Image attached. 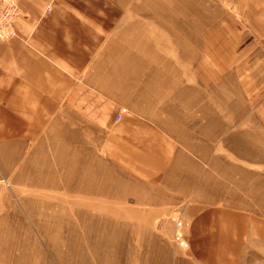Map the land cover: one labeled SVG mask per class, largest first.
<instances>
[{
	"label": "rangeland",
	"instance_id": "1",
	"mask_svg": "<svg viewBox=\"0 0 264 264\" xmlns=\"http://www.w3.org/2000/svg\"><path fill=\"white\" fill-rule=\"evenodd\" d=\"M244 2L141 0L135 95L183 152L184 180L167 191L135 184L101 136H46L11 173L0 160V264H194L188 204L260 210L262 96L245 90L264 67ZM237 264H264V249Z\"/></svg>",
	"mask_w": 264,
	"mask_h": 264
},
{
	"label": "crops",
	"instance_id": "2",
	"mask_svg": "<svg viewBox=\"0 0 264 264\" xmlns=\"http://www.w3.org/2000/svg\"><path fill=\"white\" fill-rule=\"evenodd\" d=\"M244 4V21L261 32L254 44L261 47L264 67V0ZM18 7L17 37L0 41L1 173H11L13 162L28 159L30 146L46 136L75 132L101 136L109 160L135 184L167 191L181 183L183 152L135 95L141 78V0H18ZM250 60L257 62L256 56ZM258 78L245 94L262 96L264 158V68ZM188 205L193 208L188 256L194 264H237L252 245L264 249V191L257 212Z\"/></svg>",
	"mask_w": 264,
	"mask_h": 264
},
{
	"label": "built area",
	"instance_id": "3",
	"mask_svg": "<svg viewBox=\"0 0 264 264\" xmlns=\"http://www.w3.org/2000/svg\"><path fill=\"white\" fill-rule=\"evenodd\" d=\"M19 16V7L18 0H0V41L9 40L12 38H16V30H15V21ZM124 113V110H120L119 114L116 116L118 120L120 115ZM178 237V241L180 245H184L179 237L178 232H176Z\"/></svg>",
	"mask_w": 264,
	"mask_h": 264
},
{
	"label": "bare ground",
	"instance_id": "4",
	"mask_svg": "<svg viewBox=\"0 0 264 264\" xmlns=\"http://www.w3.org/2000/svg\"><path fill=\"white\" fill-rule=\"evenodd\" d=\"M183 242V241H182Z\"/></svg>",
	"mask_w": 264,
	"mask_h": 264
}]
</instances>
